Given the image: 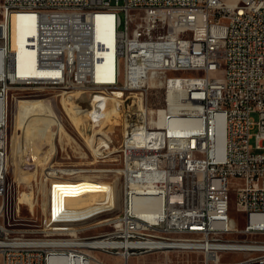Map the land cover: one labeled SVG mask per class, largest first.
<instances>
[{"label":"built area","instance_id":"1","mask_svg":"<svg viewBox=\"0 0 264 264\" xmlns=\"http://www.w3.org/2000/svg\"><path fill=\"white\" fill-rule=\"evenodd\" d=\"M13 13L29 17L25 64L39 73L21 70ZM13 87L73 93L82 137L120 163L121 190L46 165L34 177L51 186L42 222L19 220L5 151ZM73 197L85 204L70 207ZM105 223L110 231L84 234ZM159 251L165 259L143 264H264V0H1L0 264H130Z\"/></svg>","mask_w":264,"mask_h":264},{"label":"rangeland","instance_id":"2","mask_svg":"<svg viewBox=\"0 0 264 264\" xmlns=\"http://www.w3.org/2000/svg\"><path fill=\"white\" fill-rule=\"evenodd\" d=\"M38 97L45 99L46 101L53 103V106L54 105L56 106L54 107L55 111L50 106L45 108L46 109L45 120H47L45 124L48 121L52 122L53 135L54 132L57 130L58 125L64 127L67 135H63L61 138L60 134L57 133L58 135H56L54 139L55 150L49 155V158L46 162L39 165L37 170L40 171L41 167H45L46 165H50L53 166L54 168H61L70 171H75L77 169L76 171H80L83 174L92 176L98 182H103L100 181V179L107 181L116 180L120 191L122 186V179L118 178L116 173L114 172V169L118 168L120 166V163L115 161L112 162L109 160L103 161V159H98L94 154H92V149L87 147L86 145L87 143L85 142L84 139L87 138V134L85 133V131L88 132V129L85 127L86 124H84L82 121V117L84 115L83 112L78 111L77 104L75 103V101H72L71 99L67 98L64 104L63 94L61 93V91H58L56 89H52V88L36 89V88H26V87L12 88L9 95V101L7 102L8 104L7 114L9 119V125L7 127L8 141H7L6 151H9V155L12 157V155H14L18 149L19 150L24 149L26 144L24 138L20 137L18 141V143H20L18 148L16 141L20 135V128H18V126L16 125V114L18 113V103H20V101H23L24 99L38 98ZM252 115L255 118V120L259 119V114L257 112H254ZM58 121L60 122V124L58 123ZM114 130H115L114 142L115 145L118 146L121 139V127L117 126L115 127ZM256 130L257 127H255L252 131L255 132ZM28 133L32 134V131H28ZM82 135L84 138L82 137ZM37 170L35 171V174ZM35 174H33L30 177L16 178L14 176L13 166L10 167L9 182L13 183L12 209L16 217L19 218V220L25 222V225H28L29 227L39 226V224L42 222L43 205L46 204L48 200V192L51 191V186L50 188L47 189L40 187L38 184H36L34 178ZM68 176H72V174H69ZM31 182L34 187V195L36 196V199H38V201L34 199L35 201L34 207H32L31 203L22 197V193L30 191V187L28 186V184L31 186ZM44 187L46 186L44 185ZM37 195L39 198H37ZM235 199H236V194L232 193L231 214L233 217L239 218L241 216V213L237 211ZM17 208L19 210H16ZM51 211H54V204H51ZM104 221L105 220H102L101 222L103 223ZM242 226H243V222L240 221L239 227L242 228ZM111 229H112L111 225L109 223H105L95 227L85 228L84 234L107 232L110 231ZM101 256L108 260L113 259L104 254H101ZM166 256L167 254L164 251L151 252V253L135 256L129 261V263L143 264V263L155 262L157 260L165 259ZM243 257L244 255L242 253L225 254V258L231 260H238ZM172 258L176 259L177 257L176 255H172ZM115 261L117 264H125L123 258L117 257L115 258Z\"/></svg>","mask_w":264,"mask_h":264},{"label":"bare ground","instance_id":"3","mask_svg":"<svg viewBox=\"0 0 264 264\" xmlns=\"http://www.w3.org/2000/svg\"><path fill=\"white\" fill-rule=\"evenodd\" d=\"M28 23H29V17L27 15L13 13L12 15V47L13 49H16L19 53L20 67L23 73L25 74L39 73L40 71L38 70L26 68L27 64H25V62L27 61L28 52H29V47L26 46L27 36H29L30 34H34L32 30H26ZM80 93L81 92H76L74 94H80ZM72 95L73 93L69 94L68 96L64 95V99H63L64 104L67 98L72 99ZM7 105L8 104L6 102V113H8ZM48 106H50L55 111L54 107L56 106L55 105L53 106V103H50L46 101L45 99H42L39 97L24 99L23 101H20V103H18V113L16 114V125L18 126V128H20V135L16 141H17L18 148L20 144L18 143L20 137L24 138L26 144H25L24 149L22 150L18 149L16 153L12 155V157L9 155V158H8L10 161V165L13 166L14 168V176L16 178L30 177L33 174H35V171L38 169L39 165L46 162L49 158V155L55 150L54 139L57 133L60 134L61 138L63 135H67L63 126L58 125L57 130L56 131L54 130L55 132L53 135L52 122L48 121L45 124V122L47 121L45 120V110H46L45 108H47ZM116 116L117 114L115 110H113L110 113V116H108L110 117L109 118L110 121L113 122V125H118ZM58 123L60 124L59 121ZM28 131H32V134H29ZM7 141L8 140H7V127H6L5 151L7 147ZM223 149H224V141H223V136H222L220 140L219 148H218L219 154H222ZM76 170L68 173V174H72V176H59V175H55V176H59V178H62V177L79 178L82 181L88 182L89 185L99 186L100 183H103V182L96 181L92 176L83 174L82 172L76 171ZM59 187H69V180H59ZM53 193L55 197L62 196V194L59 195V192L53 191ZM22 197L25 198L28 202H30L31 206L34 207L35 205L34 199L36 198L34 195V190H31L30 192L22 193ZM83 197H73V198H69V200H66V201H68V204L70 207H75V208L81 207L82 205L85 204ZM86 199L95 200V193L86 192ZM97 206H98L97 204L90 205L88 206V208H86V210L94 211L97 209ZM54 211H58V204H54Z\"/></svg>","mask_w":264,"mask_h":264}]
</instances>
